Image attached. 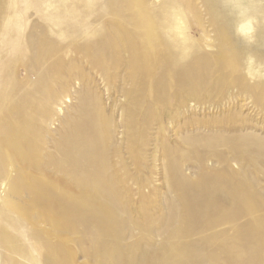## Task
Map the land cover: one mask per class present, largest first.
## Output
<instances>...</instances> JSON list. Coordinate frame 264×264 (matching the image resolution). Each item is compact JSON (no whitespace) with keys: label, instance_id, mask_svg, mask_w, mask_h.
Here are the masks:
<instances>
[{"label":"rangeland","instance_id":"rangeland-1","mask_svg":"<svg viewBox=\"0 0 264 264\" xmlns=\"http://www.w3.org/2000/svg\"><path fill=\"white\" fill-rule=\"evenodd\" d=\"M0 222L9 264H264V0H0Z\"/></svg>","mask_w":264,"mask_h":264},{"label":"bare ground","instance_id":"bare-ground-1","mask_svg":"<svg viewBox=\"0 0 264 264\" xmlns=\"http://www.w3.org/2000/svg\"><path fill=\"white\" fill-rule=\"evenodd\" d=\"M40 179L33 180V183H31L30 187L22 188L21 191L27 194L36 195L35 200L37 201V204L38 203L43 204L46 198H50L51 201L55 202L54 206L52 205L51 208L52 209L54 208V210L56 211V214L59 216L61 214V201H62L60 185L57 182H54L52 180L51 182H46L47 180L43 181ZM7 218L9 219V217ZM10 223L12 224L11 221ZM13 224H14L13 227L20 225L18 221H13ZM10 227L0 222V258H1L0 264H9V260L7 259L9 255L8 252H10L8 249L9 242H12V241L24 242V239L22 238V236L19 233L11 230ZM26 247L27 245L22 248L20 247L22 249V252H24V254L27 253Z\"/></svg>","mask_w":264,"mask_h":264}]
</instances>
